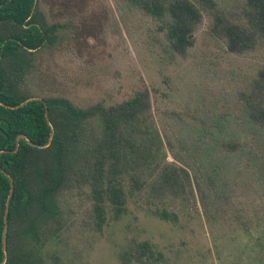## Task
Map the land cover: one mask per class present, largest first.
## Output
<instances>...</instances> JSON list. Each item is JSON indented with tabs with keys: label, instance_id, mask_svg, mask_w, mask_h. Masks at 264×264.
<instances>
[{
	"label": "trees",
	"instance_id": "1",
	"mask_svg": "<svg viewBox=\"0 0 264 264\" xmlns=\"http://www.w3.org/2000/svg\"><path fill=\"white\" fill-rule=\"evenodd\" d=\"M124 3L158 22L171 53L186 55L203 15L228 52L264 50V0H231V9L216 0ZM56 27L35 0H0V264H50L41 248L62 231L61 198L72 190L89 199L97 228L107 209L117 216L133 197L172 223L197 202L206 219L228 217L243 231L264 226V60L231 110L165 129L145 87L107 106L24 102L33 98L25 88L32 53L56 40Z\"/></svg>",
	"mask_w": 264,
	"mask_h": 264
},
{
	"label": "rangeland",
	"instance_id": "2",
	"mask_svg": "<svg viewBox=\"0 0 264 264\" xmlns=\"http://www.w3.org/2000/svg\"><path fill=\"white\" fill-rule=\"evenodd\" d=\"M216 1L231 9V0ZM35 2L45 21L57 27L56 40L32 53L25 74L32 97L107 106L145 87L156 124L167 129L181 118L206 122L231 110L236 92L264 60L262 49L228 52L207 32L206 15L180 56L166 48L158 22L129 9L124 0ZM61 199L62 231L41 248L50 264H253L264 257V226L243 231L228 217L206 219L197 202L178 209L172 223L133 197L117 216L107 209L97 228L82 191Z\"/></svg>",
	"mask_w": 264,
	"mask_h": 264
},
{
	"label": "water",
	"instance_id": "3",
	"mask_svg": "<svg viewBox=\"0 0 264 264\" xmlns=\"http://www.w3.org/2000/svg\"><path fill=\"white\" fill-rule=\"evenodd\" d=\"M31 99H39V98H36V97H33V98H28L26 99L24 102L28 101V100H31ZM24 102H21L19 103L18 105H21L22 103ZM44 111H45V107H44ZM52 134V131L50 130V133H49V137H48V140L50 138ZM22 135H17L16 138H15V147H14V150L16 149L17 147V140L19 137H21ZM11 190H12V183H11V180L9 179V191H8V194H7V197H6V200H5V204H4V214H3V219L5 218V214H6V210H7V202H8V198L10 196V193H11ZM5 226V225H4ZM3 226V230H2V243H3V234H4V229L5 227Z\"/></svg>",
	"mask_w": 264,
	"mask_h": 264
}]
</instances>
